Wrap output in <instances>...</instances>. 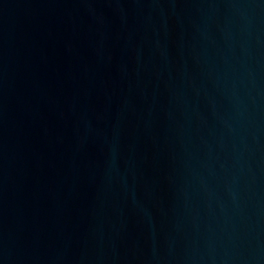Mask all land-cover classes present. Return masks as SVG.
I'll return each mask as SVG.
<instances>
[{
	"label": "water",
	"instance_id": "1",
	"mask_svg": "<svg viewBox=\"0 0 264 264\" xmlns=\"http://www.w3.org/2000/svg\"><path fill=\"white\" fill-rule=\"evenodd\" d=\"M0 264H264V0H0Z\"/></svg>",
	"mask_w": 264,
	"mask_h": 264
}]
</instances>
